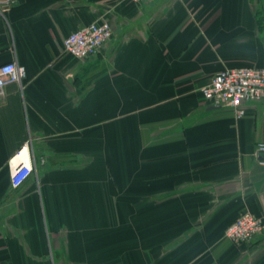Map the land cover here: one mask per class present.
<instances>
[{"label":"crops","instance_id":"crops-1","mask_svg":"<svg viewBox=\"0 0 264 264\" xmlns=\"http://www.w3.org/2000/svg\"><path fill=\"white\" fill-rule=\"evenodd\" d=\"M96 21L90 59L63 41ZM26 68L0 97V264H264V99L237 119L202 89L224 69L264 68V0H12L0 66ZM34 166L20 188L10 161Z\"/></svg>","mask_w":264,"mask_h":264},{"label":"built area","instance_id":"built-area-1","mask_svg":"<svg viewBox=\"0 0 264 264\" xmlns=\"http://www.w3.org/2000/svg\"><path fill=\"white\" fill-rule=\"evenodd\" d=\"M12 0H0V6L10 5ZM143 4L152 0H130ZM113 28L107 21H96L75 31L63 41L66 55L78 60L95 57L112 39ZM26 68L17 62L0 66V97L10 83L22 84L26 78ZM204 99L220 108L231 109L237 119L246 116L248 104L259 103L264 99V68L246 67L224 69L218 72L213 81L202 89ZM259 164L264 166V143L258 145ZM11 184L20 188L32 175L34 166L27 145L10 161ZM264 233V221L251 212L243 213L226 230L227 239L243 245Z\"/></svg>","mask_w":264,"mask_h":264}]
</instances>
